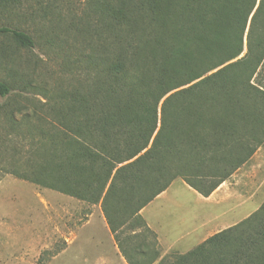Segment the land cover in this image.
Masks as SVG:
<instances>
[{"label": "trees", "instance_id": "obj_1", "mask_svg": "<svg viewBox=\"0 0 264 264\" xmlns=\"http://www.w3.org/2000/svg\"><path fill=\"white\" fill-rule=\"evenodd\" d=\"M23 1L0 0V21ZM100 8L121 29L94 60L92 91L72 94L60 110L67 132L48 138L39 167L16 175L100 204L128 264H264V204L164 257L141 214L178 179L209 197L263 145L264 0H102ZM0 35L35 46L2 23ZM10 93L0 79V97Z\"/></svg>", "mask_w": 264, "mask_h": 264}, {"label": "rangeland", "instance_id": "obj_2", "mask_svg": "<svg viewBox=\"0 0 264 264\" xmlns=\"http://www.w3.org/2000/svg\"><path fill=\"white\" fill-rule=\"evenodd\" d=\"M101 2L24 0L0 21L27 32L35 43L23 48L0 35V48L10 47L5 57L0 56V79L11 88L7 97H0V264H126L122 257L101 260L113 254L114 241L105 230L100 204L80 201L15 173H28L43 163L48 138L56 136L59 141L67 132L60 115L65 102H72L73 93L92 91L98 74L94 60L111 52L112 32L121 29L110 27L100 12ZM259 80L264 81V73ZM200 208L194 193L178 179L164 200L148 208L145 218L156 229L172 225L179 232L194 231ZM90 221L86 235L94 241L83 242V233L68 248L73 234ZM191 236L197 243L198 236ZM189 246L183 243L167 255L187 253ZM159 249L163 256L160 242Z\"/></svg>", "mask_w": 264, "mask_h": 264}, {"label": "crops", "instance_id": "obj_3", "mask_svg": "<svg viewBox=\"0 0 264 264\" xmlns=\"http://www.w3.org/2000/svg\"><path fill=\"white\" fill-rule=\"evenodd\" d=\"M176 182L177 180L173 182L167 191L157 197L141 212L148 226L157 234L159 242L164 248L163 257L172 249H178V246L183 243H185V245H190L189 251L192 250L208 239L204 238L208 233H214L211 235L213 236L225 229L233 227L249 218L262 207L264 204V143L257 149L246 164L240 167L209 197L201 195L183 181V186L194 193L197 202L201 206V214H197L196 216L197 223L195 222L196 227L194 231L184 229L179 232L178 229L172 225H170L168 229H161V227L158 226V228L161 229L160 231V229H156L154 225L145 218L148 208L164 200ZM90 223L91 221L83 227L82 230H78L77 233L73 234L68 248L73 246L83 233L85 234L83 242L94 241V237L91 240L88 239L91 231ZM224 225H227V227L223 228ZM106 229H108L114 241V249L112 250L113 254L103 256L101 260L112 262L114 258L119 259L122 257L123 261L128 264L122 256L108 225L105 227V230ZM87 233L89 235H86ZM192 233L198 236L199 239L197 243H192Z\"/></svg>", "mask_w": 264, "mask_h": 264}]
</instances>
